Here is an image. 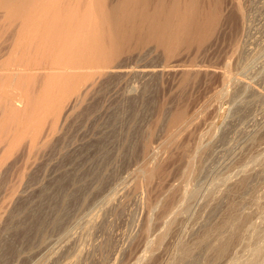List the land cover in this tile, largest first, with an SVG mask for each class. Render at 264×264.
<instances>
[{
    "label": "rangeland",
    "instance_id": "1",
    "mask_svg": "<svg viewBox=\"0 0 264 264\" xmlns=\"http://www.w3.org/2000/svg\"><path fill=\"white\" fill-rule=\"evenodd\" d=\"M202 1L220 13L203 43L179 45L177 54L153 43L132 45L115 61L156 66L169 55L178 69L150 79L98 69L61 118L73 92L46 80L51 57H34L24 66L27 77L9 82L21 113L16 129L0 132V264H65L72 258L70 264H133L143 254L137 247L146 200L168 181L180 182L186 152L192 160L183 183L199 190L197 198L161 249L146 252L138 264H185L190 257L198 264H264V0ZM148 48L150 56L139 55ZM195 110L199 116L184 127ZM159 142H165L161 171L148 177V149ZM130 180L141 186L139 194L130 191L112 205L104 201ZM92 216L94 230L85 227ZM160 237L156 233L155 242ZM224 240L227 250L217 249ZM77 243L82 255L75 258Z\"/></svg>",
    "mask_w": 264,
    "mask_h": 264
},
{
    "label": "bare ground",
    "instance_id": "2",
    "mask_svg": "<svg viewBox=\"0 0 264 264\" xmlns=\"http://www.w3.org/2000/svg\"><path fill=\"white\" fill-rule=\"evenodd\" d=\"M217 9L216 6H213V8L212 6L211 8L206 7L202 0H0V41H3H1L2 43L0 42V132L6 129L9 131L16 129L15 124H17L18 120H16V114H20L21 109L12 102L17 94H15L14 88L11 89L8 84L13 79L15 82L17 77L21 80L26 76L24 72L26 68L24 66L28 64L29 60L33 63L34 60L31 59L34 57V59L39 57L38 55H48V58L51 57L50 64H47L48 66L45 67L46 73H48L47 76H45L47 78L46 80L57 81L56 83L60 82V84L62 82L67 92H73L72 96L62 108V115L59 114L61 118L66 116L78 103L81 95L88 91L89 86L96 80L94 77L98 69H103L102 73L116 74L118 76H130L131 74H135L145 78L152 77L155 74L163 75L169 70L174 69L176 61L173 58V60L169 61L167 58L169 55L166 57V54H170L172 51L174 52L176 48H179V45L181 46L186 43L185 46L187 47L189 43H203L207 40L212 31L217 28L216 26L220 20V13ZM149 43H153L157 45V47H163L165 49L167 53L163 55H165L166 59L169 61L168 64L167 61L166 63L163 62L164 64L160 63L156 66L132 65L127 67L115 63L118 57L129 50L132 45ZM151 51L152 49L148 48L146 52L139 55H149ZM176 51L177 50H175V53ZM22 73H25V75ZM14 82L12 83L13 85ZM26 97H28V95ZM17 110L20 113H18ZM14 114L16 117L13 116ZM182 116V113H180L175 117V120L179 121ZM198 116L199 111L194 112L191 117L184 119L183 126L187 127L189 122L195 120L193 118H197ZM23 121H21L22 126L25 121L27 122L25 124H28L27 119ZM13 132L15 134L16 130ZM7 133L8 136L7 134L5 136L8 138L7 146H9L11 145V139L9 140L10 134L9 132ZM164 145L165 142H162V144L160 143L158 146H152L148 149V154L152 158V161L143 167V170L147 171L148 177H152L155 172L159 173L161 171L160 162L163 158L161 148H163ZM263 149L264 146L262 150ZM185 154V166L179 173L180 182L174 184L168 181V184L165 185L162 190L160 189L161 193H158L153 201L146 200L141 233V243L143 244L137 247V249L142 247L140 249L143 251L141 254H143L139 257L137 256L138 258L133 264H138L143 258L146 259V257L149 256L146 252L153 254L155 249H159L165 236L173 233L174 222L177 219H183L188 216L192 203L197 198L199 190L183 183V178H187L189 173L188 169L190 168L189 166L192 160V155L190 153L186 152ZM141 170H139L136 175H139ZM244 171L246 172L247 170L240 167L239 173H243ZM120 187L121 188L118 189L117 186L116 192L114 191L112 197L108 198V195L106 197L104 196L107 198L104 199V201L107 200V204H110L112 201L122 196L128 195L127 193L130 191L138 193L140 189H142L136 180L127 181ZM157 210L160 211L157 212ZM262 212L263 215L262 213L261 215L263 218L264 211ZM96 215H98V213H96ZM262 218L261 220H263ZM95 221L97 223V218L92 216L90 219L86 220L85 227L91 229ZM181 225L182 224H180V226ZM178 228L177 225V229ZM227 228L229 230V226ZM81 229H85L83 225ZM87 229L86 231H88ZM248 229H251L250 226ZM248 229L247 232L249 231ZM3 231L4 227H1L0 236ZM151 231L154 232V237H152L153 233H151ZM175 231L174 233H176ZM255 231L257 232L258 230ZM250 232L251 230L249 231V235ZM156 233L161 234L158 240L159 243L157 241L155 242ZM205 234L207 233L205 232ZM195 235H197V233ZM239 236L241 235L239 234ZM208 237L210 239V235ZM245 238L247 237L245 236ZM74 240L76 241V239ZM201 243L204 242L201 241L198 244ZM156 244L157 246L153 249V246ZM228 245L225 241L222 243V246H217V249L218 247L219 250L220 247L221 249H226ZM77 246L78 247H76L73 253L71 252L72 256L75 258L79 256L81 251L79 249L80 245L78 244ZM194 253L192 254L195 255ZM255 257L257 256L253 258ZM72 259V261L69 260V263L65 264L72 263L74 258ZM112 260L114 261V259ZM196 260L190 257L185 261V264H198ZM121 262L123 264L124 261ZM125 262L127 263L128 261Z\"/></svg>",
    "mask_w": 264,
    "mask_h": 264
}]
</instances>
